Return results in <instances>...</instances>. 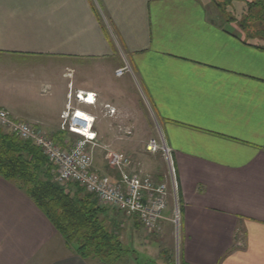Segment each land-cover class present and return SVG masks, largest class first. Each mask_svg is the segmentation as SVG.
Here are the masks:
<instances>
[{"label":"crops","instance_id":"0c3cea01","mask_svg":"<svg viewBox=\"0 0 264 264\" xmlns=\"http://www.w3.org/2000/svg\"><path fill=\"white\" fill-rule=\"evenodd\" d=\"M215 1L0 0V70L6 64L14 81L2 83L0 73V110L61 147L67 106L93 118L96 151H145L162 139L180 207L176 264H264V41L238 24L250 0ZM16 59L60 61L33 69L46 72L39 84L48 99H36L30 80L17 85ZM125 66L130 73L116 77ZM76 93L95 94L94 105ZM125 219L120 233L148 249L141 225ZM94 261L71 252L32 199L0 176V264Z\"/></svg>","mask_w":264,"mask_h":264},{"label":"built area","instance_id":"2783aa9c","mask_svg":"<svg viewBox=\"0 0 264 264\" xmlns=\"http://www.w3.org/2000/svg\"><path fill=\"white\" fill-rule=\"evenodd\" d=\"M125 73H130L127 66L115 71L116 77ZM74 98L77 102L92 105L96 100L95 94L76 93ZM110 113L114 114V110L111 109ZM61 119V130L78 138L72 146L61 147L29 123L14 121L8 112L0 110L1 126L8 129L18 140L29 142L38 148L55 167V178L58 182L79 186L104 205L127 218L136 219L146 230L159 228L160 222L164 220L163 214L168 207V201L171 200L175 216L173 223L178 225L179 204L175 172L170 151L162 139L159 142L150 140L145 145V151L149 154H163L168 165L167 183L157 182L138 169L132 171L130 159L122 152L105 150L104 160L109 170L115 173L111 176L93 168L95 134L90 133L93 118L67 106Z\"/></svg>","mask_w":264,"mask_h":264},{"label":"trees","instance_id":"16d2710c","mask_svg":"<svg viewBox=\"0 0 264 264\" xmlns=\"http://www.w3.org/2000/svg\"><path fill=\"white\" fill-rule=\"evenodd\" d=\"M211 1L220 5L215 0ZM247 5L249 8H259L262 13L264 0L257 3L250 1ZM242 19L238 23L241 29L252 31L243 24L249 21L248 17ZM255 22L261 24L264 18L255 19ZM252 32L264 38V32ZM49 174L50 167L38 148L18 140L11 133L0 131V176L15 183L32 199L64 239L66 246L84 260L104 262L109 258H121L126 251L116 234L108 230L101 220L104 210L98 206L95 198L89 194L79 196L65 192L51 183Z\"/></svg>","mask_w":264,"mask_h":264},{"label":"rangeland","instance_id":"374dc122","mask_svg":"<svg viewBox=\"0 0 264 264\" xmlns=\"http://www.w3.org/2000/svg\"><path fill=\"white\" fill-rule=\"evenodd\" d=\"M211 1V0H210ZM252 2L257 3L258 0H250ZM212 2V1H211ZM210 2V3H211ZM262 13L261 10L259 8H249L248 5H242L241 7V14H242V18L243 17H248L249 21L248 22H244L243 24H246V26L248 28H250L252 31L253 30H258L261 32H264V22H262L261 24H259L258 22H255V19H263L264 18V9L262 8ZM243 20V19H242ZM258 21V20H257ZM255 32V31H254ZM264 34V33H263ZM256 35V34H255ZM257 40L259 41H264V38L262 37V35L257 34ZM16 62H13L10 66L11 72L12 69L15 68L17 70V77H16V83L17 85H20L24 82H27L30 80L31 84L29 87H31L33 89V93H35V95H37L36 99H40L41 101L48 99L50 96L49 95V90L46 87H43L41 84L45 85V82L47 80V76H46V72L44 71H39V70H33V69H37L38 65L42 64V65H48L49 63H52V65L57 66V64L60 63V61L58 60H52L50 62V60H31V61H25V60H20V59H16L14 60ZM1 78H2V83L5 81L3 78H9V74L10 71L8 70V66H6V64L4 66H2L1 70ZM57 73V72H55ZM55 73H53V75L55 76ZM51 75V76H53ZM53 76V77H54ZM9 83H14V81H12L11 76L8 79ZM8 83V84H9ZM7 84V85H8ZM19 89V88H18ZM7 89L4 90V88L2 87V94H1V101H7L8 100V93L6 91ZM10 103V101L8 102ZM12 106L16 105L15 103H11ZM4 110V109H3ZM6 112H8L7 110H5ZM9 113V112H8ZM9 116L11 117L10 113ZM12 118V117H11ZM0 131L4 134L9 133V130L2 127L0 124ZM70 136L66 137L67 141V146H72L74 143H76L78 141V138L76 136H73L71 134H69ZM31 144V143H30ZM32 145V144H31ZM65 147V146H63ZM122 153L126 154L128 157H130L131 161L133 162V164L135 166H139V168H137L138 170L142 171L145 174H148L150 176H152V178H155L157 176H162L165 181L164 182H168L169 181V177H168V165L167 162L165 160V157L163 156V154L157 153V154H149L147 152H145L144 150H138V151H122ZM92 156H93V168L94 170H96L97 172H100L102 174H109V168L104 160V152L102 151H96L94 150L92 152ZM46 158V157H45ZM47 160V164L50 167V181L51 183L59 186L60 188H63L65 190V192H68L71 195H79V196H83V195H87V193L83 190L80 189L79 186L73 184V183H61L58 182L57 179L55 178L56 172H55V167L51 164V162H49V160L46 158ZM136 169V168H135ZM96 200V199H95ZM97 204L100 208H102L104 211L102 213V216L100 217L102 221H104L105 226L107 227L108 230H110L111 232H113L114 234H116V236L120 239H122L123 243H124V247H125V251H126V255L123 254L121 256V258H119L118 260L113 259V258H109L106 259L104 262H100V261H94L92 264H123L124 260V264H165L167 262V260H170V264H176V261H178L179 257H180V253H179V246H178V242L176 240L177 238V232H176V227L178 225H175L173 223V221L175 220V216H174V205L172 203L171 200L168 201V207L171 210V227H172V231H171V236L169 238H166L165 234H164V230L161 227V225L159 226V228H154V229H144L142 226V229L144 230L143 232L146 234L145 236H142V234L139 236L142 239L145 237L148 239V244H147V248L148 249H144L141 250L139 247H137V243L135 241H133V238H131V236L129 235V231H127V233L122 232L120 233V229H119V225L124 223L126 221L125 217L123 214L119 213L117 210L112 209L109 206L104 205L103 203L99 202L98 200ZM180 208V207H179ZM169 212V210L167 209L166 213ZM129 219V218H127ZM136 220V219H135ZM137 221V220H136ZM115 222L116 224L112 225V223ZM138 222V221H137ZM139 223V222H138ZM140 224V223H139ZM180 228V226H179ZM139 232V231H138ZM141 232V231H140ZM178 235L180 238V230L178 229ZM138 238V237H136ZM155 239L159 240V241H154ZM122 244V243H121ZM70 251L72 252V250L70 249ZM136 252V253H135ZM165 252L166 257H161L160 253ZM180 261V260H179Z\"/></svg>","mask_w":264,"mask_h":264}]
</instances>
